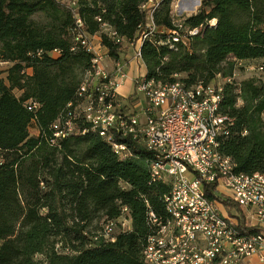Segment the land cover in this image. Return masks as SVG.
Returning <instances> with one entry per match:
<instances>
[{
  "label": "trees",
  "instance_id": "1",
  "mask_svg": "<svg viewBox=\"0 0 264 264\" xmlns=\"http://www.w3.org/2000/svg\"><path fill=\"white\" fill-rule=\"evenodd\" d=\"M173 2L0 0V65H7L0 68V264H145L156 231L149 213L167 219L171 184L152 180L154 153L114 130L113 140L131 153L122 158L81 111L94 56L76 41L80 31L99 36L106 57L121 62L126 45L136 49L153 22L140 44L146 80L191 86L231 79L221 112L234 125L220 151L235 172L264 173V79H234L238 62L261 61L264 72V0H202L183 17L184 28L200 29L186 42L172 39ZM215 188L205 184L206 195L224 202L238 231L257 233ZM125 207L129 231L111 241L103 227L95 230L94 222L116 220Z\"/></svg>",
  "mask_w": 264,
  "mask_h": 264
},
{
  "label": "built area",
  "instance_id": "2",
  "mask_svg": "<svg viewBox=\"0 0 264 264\" xmlns=\"http://www.w3.org/2000/svg\"><path fill=\"white\" fill-rule=\"evenodd\" d=\"M149 26L150 31L136 46L137 59H141L142 40L156 29L153 22ZM175 26L171 31L174 42H186L188 36L200 31L184 28L182 21ZM76 41L94 56L92 80L88 83L92 89L88 91V84H84L80 92L85 119L122 158L131 153L126 145L113 140L114 130L131 136L153 152L152 180L171 184L164 197L167 219L152 210L149 213L156 231L143 251L145 264H252L253 259L264 264V173L235 172L234 160L220 151L222 140L234 125V119L221 112L223 87L203 82L191 86L183 81L164 84L136 78V93L144 97V105L139 112L129 114L117 109L120 104L113 103L120 98L119 88L129 79L126 64L114 62L115 67L108 69L102 40L96 41L95 36L80 31ZM72 130L69 122L67 131ZM66 134L61 132L57 136ZM210 183L216 184L217 196L245 211L247 226L257 227V233L243 235L238 231V220L224 202L206 195L205 184ZM127 213L125 207L120 218L104 223L105 238L115 241L119 225L121 231L131 229Z\"/></svg>",
  "mask_w": 264,
  "mask_h": 264
},
{
  "label": "rangeland",
  "instance_id": "3",
  "mask_svg": "<svg viewBox=\"0 0 264 264\" xmlns=\"http://www.w3.org/2000/svg\"><path fill=\"white\" fill-rule=\"evenodd\" d=\"M202 0H194V4L189 6H184V0H174L172 5V17L174 24L178 21H182L183 17H187L191 14H193V11L197 12L201 6ZM183 6V7H182ZM194 12V13H195ZM96 41H98L96 39ZM136 55V49L134 46L126 45L124 52L121 56V62L126 64L125 71L128 73L130 77L133 79L136 78H142L146 75V66L143 65L141 59H137L135 57ZM105 65L108 69L112 70L115 67V63L108 57L105 59ZM261 61L254 60V61H246V62H238L237 68L235 71L234 79L237 82H240L242 80L248 79V78H262L264 79V72L260 70ZM7 65L2 64L0 65V68H5ZM227 82H229V79H226L222 76H218L214 80V84L217 86L223 87ZM135 83L130 81L129 79L126 80V82L123 84V87L119 90V97L120 99H123L122 103H120L121 107H123L126 104V107L124 108V111L127 113H136L141 110V105H144V97L142 95H134L135 91ZM130 98V96H132ZM130 98L127 102V99ZM245 216L247 214L243 210ZM247 220V218H246ZM250 220V218H249ZM95 230L100 232L103 227V221L102 222H94ZM120 225L115 229V233H118L120 229Z\"/></svg>",
  "mask_w": 264,
  "mask_h": 264
},
{
  "label": "crops",
  "instance_id": "4",
  "mask_svg": "<svg viewBox=\"0 0 264 264\" xmlns=\"http://www.w3.org/2000/svg\"><path fill=\"white\" fill-rule=\"evenodd\" d=\"M161 0H150V3H149V5L151 6V5H153V4H156V3H158V2H160ZM192 4H194V0H184V6H189V5H192ZM195 11H193V13H194ZM96 37V39H98V40H100V37L99 36H95ZM129 80L130 81H132V84H133V78L132 77H130L129 76ZM123 86H121L120 88H119V90L122 88ZM119 90H118V92H119ZM252 264H257V261H256V259H253L252 260Z\"/></svg>",
  "mask_w": 264,
  "mask_h": 264
},
{
  "label": "bare ground",
  "instance_id": "5",
  "mask_svg": "<svg viewBox=\"0 0 264 264\" xmlns=\"http://www.w3.org/2000/svg\"><path fill=\"white\" fill-rule=\"evenodd\" d=\"M199 1V0H198ZM183 7V6H182Z\"/></svg>",
  "mask_w": 264,
  "mask_h": 264
}]
</instances>
